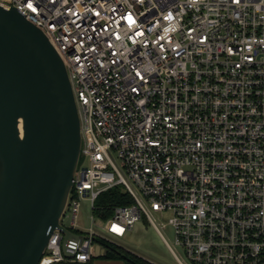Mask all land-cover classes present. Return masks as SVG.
Returning a JSON list of instances; mask_svg holds the SVG:
<instances>
[{
  "label": "built area",
  "instance_id": "2783aa9c",
  "mask_svg": "<svg viewBox=\"0 0 264 264\" xmlns=\"http://www.w3.org/2000/svg\"><path fill=\"white\" fill-rule=\"evenodd\" d=\"M0 4L52 45L79 122L60 219L71 256L54 229L38 264L88 261L108 242L93 228L122 237L141 217L178 264H264V0ZM113 188L123 204L97 203ZM83 198L88 227L76 222Z\"/></svg>",
  "mask_w": 264,
  "mask_h": 264
},
{
  "label": "water",
  "instance_id": "95a60500",
  "mask_svg": "<svg viewBox=\"0 0 264 264\" xmlns=\"http://www.w3.org/2000/svg\"><path fill=\"white\" fill-rule=\"evenodd\" d=\"M79 149L60 57L38 27L0 4V264H38L54 229L71 256L60 219Z\"/></svg>",
  "mask_w": 264,
  "mask_h": 264
},
{
  "label": "rangeland",
  "instance_id": "374dc122",
  "mask_svg": "<svg viewBox=\"0 0 264 264\" xmlns=\"http://www.w3.org/2000/svg\"><path fill=\"white\" fill-rule=\"evenodd\" d=\"M89 215V202L84 198L80 199L76 217L77 224H79L81 227H88ZM151 215L156 222L161 223H165L168 216L167 213L163 214L160 217H158V215L155 213ZM67 222L68 217L66 215L61 220V224L66 226ZM93 229L97 234H99L108 242L121 248L127 249L149 262H152L154 264H178L169 248L166 247L156 231L145 221L143 217L136 220L133 223L132 228L128 230L122 237L112 236L97 228ZM161 234L163 235L165 240L172 245L173 236L169 226L166 225L165 228H162ZM172 248L177 256L181 259V261L187 263L182 249L174 245H172Z\"/></svg>",
  "mask_w": 264,
  "mask_h": 264
},
{
  "label": "trees",
  "instance_id": "16d2710c",
  "mask_svg": "<svg viewBox=\"0 0 264 264\" xmlns=\"http://www.w3.org/2000/svg\"><path fill=\"white\" fill-rule=\"evenodd\" d=\"M122 196L121 193L117 190V188H113L105 193H102L97 203L99 204H123L125 201H119L118 196ZM109 213L108 210L103 212V216H107ZM104 251L102 253L105 257H117L121 258L124 261H126L128 264H154L152 262H149L145 260L144 258L130 252L127 249L121 248L119 246H116L110 242H101Z\"/></svg>",
  "mask_w": 264,
  "mask_h": 264
},
{
  "label": "crops",
  "instance_id": "0c3cea01",
  "mask_svg": "<svg viewBox=\"0 0 264 264\" xmlns=\"http://www.w3.org/2000/svg\"><path fill=\"white\" fill-rule=\"evenodd\" d=\"M103 251L102 252L98 251V254L91 256V258L85 262L62 261V262H56L52 264H128L126 261H124L121 258L103 256L102 255Z\"/></svg>",
  "mask_w": 264,
  "mask_h": 264
}]
</instances>
